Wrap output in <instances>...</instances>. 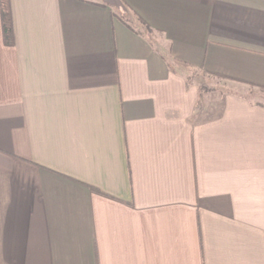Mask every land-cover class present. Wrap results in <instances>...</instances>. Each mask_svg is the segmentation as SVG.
Listing matches in <instances>:
<instances>
[{
	"label": "crops",
	"instance_id": "obj_1",
	"mask_svg": "<svg viewBox=\"0 0 264 264\" xmlns=\"http://www.w3.org/2000/svg\"><path fill=\"white\" fill-rule=\"evenodd\" d=\"M11 3L0 264H264V0Z\"/></svg>",
	"mask_w": 264,
	"mask_h": 264
},
{
	"label": "trees",
	"instance_id": "obj_2",
	"mask_svg": "<svg viewBox=\"0 0 264 264\" xmlns=\"http://www.w3.org/2000/svg\"><path fill=\"white\" fill-rule=\"evenodd\" d=\"M0 15L3 28L4 42L9 46H13L15 44V31L13 25V12L11 0H0ZM130 22L136 23L135 26H139L145 31L150 29L149 23L139 15H133L132 18H127V20H125V23L130 28L135 29L136 27Z\"/></svg>",
	"mask_w": 264,
	"mask_h": 264
},
{
	"label": "rangeland",
	"instance_id": "obj_3",
	"mask_svg": "<svg viewBox=\"0 0 264 264\" xmlns=\"http://www.w3.org/2000/svg\"><path fill=\"white\" fill-rule=\"evenodd\" d=\"M132 16H133V14H130V13H128V14H125V17H127V18H132ZM136 24V23H135ZM138 25V24H137ZM147 32H149V31H147Z\"/></svg>",
	"mask_w": 264,
	"mask_h": 264
}]
</instances>
